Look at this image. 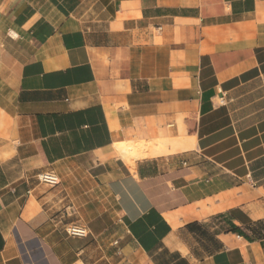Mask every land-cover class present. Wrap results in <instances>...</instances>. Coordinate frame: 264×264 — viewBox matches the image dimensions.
<instances>
[{
  "label": "crops",
  "instance_id": "1",
  "mask_svg": "<svg viewBox=\"0 0 264 264\" xmlns=\"http://www.w3.org/2000/svg\"><path fill=\"white\" fill-rule=\"evenodd\" d=\"M0 159V264H264V0H0Z\"/></svg>",
  "mask_w": 264,
  "mask_h": 264
},
{
  "label": "built area",
  "instance_id": "2",
  "mask_svg": "<svg viewBox=\"0 0 264 264\" xmlns=\"http://www.w3.org/2000/svg\"><path fill=\"white\" fill-rule=\"evenodd\" d=\"M39 179L41 182L45 183V184H49V185H56L58 183V179L56 177V175L54 173H44L42 175L39 176ZM68 233L71 236L74 237H85L86 233L84 230L79 229V228H70L68 230Z\"/></svg>",
  "mask_w": 264,
  "mask_h": 264
},
{
  "label": "bare ground",
  "instance_id": "3",
  "mask_svg": "<svg viewBox=\"0 0 264 264\" xmlns=\"http://www.w3.org/2000/svg\"><path fill=\"white\" fill-rule=\"evenodd\" d=\"M165 144V141H163V140H157L156 142H155V144L154 145H160L161 146V148L163 147V145ZM163 153H165L164 152V150H155L154 152H153V155L154 156H160V155H162ZM7 154V153H6ZM2 156H3V154H2ZM6 156V155H5ZM3 159V158H2ZM1 160V159H0Z\"/></svg>",
  "mask_w": 264,
  "mask_h": 264
},
{
  "label": "trees",
  "instance_id": "4",
  "mask_svg": "<svg viewBox=\"0 0 264 264\" xmlns=\"http://www.w3.org/2000/svg\"><path fill=\"white\" fill-rule=\"evenodd\" d=\"M236 229V228H235Z\"/></svg>",
  "mask_w": 264,
  "mask_h": 264
}]
</instances>
